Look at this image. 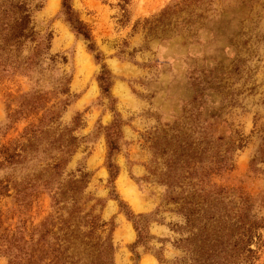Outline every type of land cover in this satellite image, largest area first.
Instances as JSON below:
<instances>
[{"label":"rangeland","instance_id":"rangeland-1","mask_svg":"<svg viewBox=\"0 0 264 264\" xmlns=\"http://www.w3.org/2000/svg\"><path fill=\"white\" fill-rule=\"evenodd\" d=\"M24 1L40 5L31 12L34 39L15 51L0 43L2 64L19 63L0 75V146L18 152L0 164V180L48 177L54 186L81 169L77 203L112 228V264H217L220 247L206 258L192 241L185 251L197 229L184 225L179 203L198 202L201 221H221L224 188L226 208L241 195L250 216L264 217V0H192L188 22L171 15L161 23L159 11L177 0H70L89 41L65 20L61 0ZM37 43L45 48L26 67ZM221 149L232 150V169L221 171ZM12 192L0 196L3 226L29 234L49 196L19 201ZM254 264H264V246Z\"/></svg>","mask_w":264,"mask_h":264},{"label":"trees","instance_id":"trees-1","mask_svg":"<svg viewBox=\"0 0 264 264\" xmlns=\"http://www.w3.org/2000/svg\"><path fill=\"white\" fill-rule=\"evenodd\" d=\"M69 1L61 0L64 18L76 33L89 41L85 25L75 16ZM191 1H174L159 11L154 21L161 23L171 15H176L175 20L179 17L181 19L179 21L188 22L191 13L187 12V9ZM39 6L37 2H33L32 5L24 0H0V43L3 45L9 42L15 51L19 49L22 39L28 38L32 41L35 32L31 26V12ZM181 13L186 15L181 16ZM87 47L93 51L92 44H87ZM41 48H45V45L41 46L39 43L35 45L34 52L27 57L26 67L36 63L34 56ZM94 58L99 59L97 52ZM18 67L17 62L13 65H4L0 61V75L12 73ZM102 73L98 77L101 82L99 86L101 91L105 92L106 77L104 72ZM242 142V138H238L235 148L242 147ZM109 148H114L111 142ZM231 151L221 149V171L232 169ZM17 156L16 146H0V164L11 163ZM57 167L58 161L49 167L47 172L50 177L56 174ZM107 170L108 177L114 178L117 173L115 166L108 162ZM76 172L77 177L69 174L66 181H57L54 186L51 185L52 181L48 177L37 182H25L24 185L0 180V196H7L9 190H12V197L23 201L24 198L35 197L37 193L44 191L50 199L49 212L29 234L24 228H18L17 224L13 230L3 226L5 218L0 211V257L4 258V264H112L113 247L110 241L112 228H105L107 223L100 220L99 214L92 213V206L87 211L81 210V206L77 203L80 200L77 194H81L86 186L87 173L81 169H76ZM228 191L221 188V221L215 219L201 221L202 214L199 213L198 202L193 203L184 198L179 203L184 225L194 226L197 229V232H191L189 237L183 239L187 243L185 251H188L192 241L193 252L199 257L206 258L220 247L221 260L217 261V264H254L264 246V217L250 216L246 200L241 195L238 198L240 205L226 208L223 199ZM83 203L85 200L80 201V204ZM127 216L130 217L131 214ZM138 221V219L132 221L137 230V239L134 243L140 242L143 238V233L138 230ZM34 234H37L35 238ZM180 264L184 262L181 261Z\"/></svg>","mask_w":264,"mask_h":264}]
</instances>
